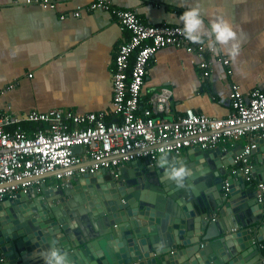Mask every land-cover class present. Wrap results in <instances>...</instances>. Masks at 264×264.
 <instances>
[{
  "label": "water",
  "instance_id": "95a60500",
  "mask_svg": "<svg viewBox=\"0 0 264 264\" xmlns=\"http://www.w3.org/2000/svg\"><path fill=\"white\" fill-rule=\"evenodd\" d=\"M263 146L254 151L262 180ZM239 151L167 155L190 170L182 186L157 161L139 159L119 179L102 169L0 200V255L5 264H43L42 250L55 243L69 264H264L263 205L232 172Z\"/></svg>",
  "mask_w": 264,
  "mask_h": 264
},
{
  "label": "crops",
  "instance_id": "0c3cea01",
  "mask_svg": "<svg viewBox=\"0 0 264 264\" xmlns=\"http://www.w3.org/2000/svg\"><path fill=\"white\" fill-rule=\"evenodd\" d=\"M53 1L56 7L46 8L34 1L0 0V89L18 82L0 97V107L19 116L52 108H72L78 113L110 110L114 56L128 32L122 31L110 11L91 9L94 0ZM113 2L118 8L136 11L149 24L183 25L180 14L196 6L205 27L209 20L223 16L237 32L239 50L235 57L217 50L229 58L230 65L206 54L212 60L208 77L202 73L197 53L174 46L159 50L148 67L141 106L153 92L169 87L173 90V115L192 108L221 118L232 109V83L239 84L246 97L255 89L264 91V0ZM23 124L26 130L37 127ZM247 143L248 138L243 137L229 152ZM57 182L55 175L44 178L48 185Z\"/></svg>",
  "mask_w": 264,
  "mask_h": 264
},
{
  "label": "built area",
  "instance_id": "2783aa9c",
  "mask_svg": "<svg viewBox=\"0 0 264 264\" xmlns=\"http://www.w3.org/2000/svg\"><path fill=\"white\" fill-rule=\"evenodd\" d=\"M33 1L46 8L56 7L53 0H28ZM90 7L110 11L122 31L128 32L114 56L113 106L105 112L52 108L45 112L33 110L23 116L0 107V200L16 197L32 187L40 190L44 183L40 176L47 173H54L57 184H67L102 169L119 179L121 168L139 159L155 162L163 155L180 157L186 150L196 148L228 152L247 137L248 143L233 156L232 172H239L254 187L264 212V180L254 174V151L264 139V91L255 89L246 97L241 86L232 83V109L221 118L197 113L192 108L173 115V90L169 87L153 92L141 106L148 67L159 50L174 46L197 53L206 77L212 67L206 54L227 66L229 58L203 42L188 40L183 25L145 23L136 11L118 8L113 0H94ZM17 85L16 81L0 89V97ZM23 122L37 127L26 130ZM77 145H81L80 151L74 150ZM228 185L227 181L223 183L225 196ZM260 247L264 249V243ZM5 262L6 258L0 255V264Z\"/></svg>",
  "mask_w": 264,
  "mask_h": 264
},
{
  "label": "clouds",
  "instance_id": "9594fccd",
  "mask_svg": "<svg viewBox=\"0 0 264 264\" xmlns=\"http://www.w3.org/2000/svg\"><path fill=\"white\" fill-rule=\"evenodd\" d=\"M180 19L183 23V33L188 40L206 41L209 49L227 52L232 57L237 55L239 50L237 32L225 17L217 16L209 20L208 26L205 27V21L199 8L193 6L185 8L180 14ZM223 45H227V47L222 48ZM157 166L162 168L164 175L178 186H182L185 177L190 174L186 165L175 159L170 160L167 155H163L157 160ZM67 255L68 253L55 243L41 252L43 264H69Z\"/></svg>",
  "mask_w": 264,
  "mask_h": 264
}]
</instances>
